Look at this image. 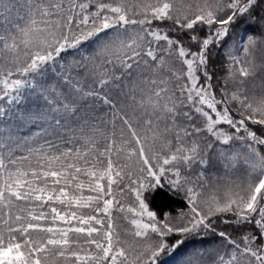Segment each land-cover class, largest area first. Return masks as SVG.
<instances>
[{"label": "snow or ice", "instance_id": "6c2138e0", "mask_svg": "<svg viewBox=\"0 0 264 264\" xmlns=\"http://www.w3.org/2000/svg\"><path fill=\"white\" fill-rule=\"evenodd\" d=\"M262 5L39 0L38 19L22 36L11 43L0 38V101L16 103L51 70L57 84L39 87L49 106L42 115L52 117L54 130L75 124L87 138L80 147L71 140L25 143L21 152V141L0 133V264H157L169 247L166 237L201 230L226 244L213 264H264V86L258 97L244 91L264 75V41L249 37L239 49L243 59L229 52L223 82H214L209 55L230 26L245 17L255 22ZM158 21H170V30L155 26ZM97 41L86 58L57 67L70 49ZM137 73L149 74L147 101L117 88L116 81ZM236 141H243L242 153H235ZM205 153L228 168L233 156L242 158L249 178L223 194L209 189L202 173L193 179L185 171L197 160L206 165ZM165 184L186 200L189 211L179 214V223L158 217L146 202V191ZM119 219L131 227L122 228Z\"/></svg>", "mask_w": 264, "mask_h": 264}, {"label": "trees", "instance_id": "16d2710c", "mask_svg": "<svg viewBox=\"0 0 264 264\" xmlns=\"http://www.w3.org/2000/svg\"><path fill=\"white\" fill-rule=\"evenodd\" d=\"M39 7V0H0V38H4L9 43L13 38H19L22 36L21 29L28 26L32 19H38L36 9ZM256 21L248 20L246 17L237 21L234 25L230 26V30L227 36L220 40V42L211 47L210 57L211 64L210 70L215 73L214 82H223L225 70L229 65V55L227 53L226 46L230 39H235L239 43H244L249 37H253L255 40H260L264 34V21H260L261 17H264V5L257 9ZM165 31L170 30L171 22H156V25ZM201 37L204 36V32L198 33ZM111 35V33H109ZM173 37H180L183 40L185 46L195 49L197 45L192 44V41L188 39L187 35L180 31H172ZM104 39V37H102ZM113 39V37H109ZM103 42V41H102ZM97 42H90L77 50H69L63 55V60L59 61L57 67L60 64L71 65L75 61H79L81 58H86L90 55L96 47ZM119 75V72H117ZM149 74L137 73L131 77H124L122 80L116 81L117 88L123 89L125 92H135L137 99L141 96L145 97L147 101L148 92L146 91L150 85L147 84ZM151 78H156L155 74ZM39 81V84L36 82ZM33 84H36V88L28 87L23 91L20 100L16 103H11L10 100L5 99L0 101V111L5 114L0 116V133L4 134L5 139H11L13 141L19 140L21 144L19 149L21 152L25 151V143L27 145L38 146L45 143V139L54 140L60 143L63 140H71L76 143V147H80L86 141V137L81 135L84 131L72 124L69 127L62 129H55L51 124L52 117L49 115L44 118L42 114L49 112V106L45 105L44 101L39 97V87L43 85L45 88L55 86L57 84V78L51 70H48L45 75L37 76L33 80ZM62 87V85H61ZM118 90L114 89L115 95ZM53 106L57 105V97L52 96ZM231 106V105H230ZM99 107V106H98ZM103 111V109H101ZM40 114V118H38ZM164 120H161V129H163ZM227 128V125H223ZM259 129V126H253ZM11 133L9 137L7 134ZM73 144H68L67 147H72ZM159 148V143H157ZM35 163V161H33ZM87 180V178H84ZM87 194V192H85ZM146 202L151 206V210L157 212L158 217H163L167 214L168 217L177 216L180 212L188 211L186 206V200L183 193H175L169 189L167 184L164 187L155 189L153 191H146L144 193ZM128 199L134 200L135 194H131ZM117 223L123 227H131L127 221L119 219ZM219 229H225L223 224L218 225ZM230 235L235 239H240V235L233 231L232 227L226 229ZM166 243L169 245L157 258V264H172L173 258L177 256H184L185 252L193 245H203L206 248L213 246L220 250L225 248L224 241L215 236L211 232L199 231L194 233L177 234L173 233L166 237ZM222 244V245H221ZM179 258V257H178Z\"/></svg>", "mask_w": 264, "mask_h": 264}, {"label": "rangeland", "instance_id": "374dc122", "mask_svg": "<svg viewBox=\"0 0 264 264\" xmlns=\"http://www.w3.org/2000/svg\"><path fill=\"white\" fill-rule=\"evenodd\" d=\"M134 27L135 26H129L130 31ZM261 41H264V34L261 39L257 41V43ZM247 42L248 40L241 45V43H239L237 40L233 38L230 39L228 45L226 46L227 53H233L236 59H243V54L240 53L239 49L246 47ZM236 84H239V81H236ZM262 86H264V75L258 73L255 82H249L246 84L244 86V91H247L252 96L258 97L262 94ZM242 145L243 141L235 142V153L243 152L244 149ZM205 158L208 160L206 165L199 163L197 160L194 161L189 168L185 169V171L190 174L193 179L202 173V178L207 182L206 187L209 189L218 190L220 194H223V191L226 188L234 187L238 189V186L243 184L249 178L250 168L247 164L243 163L242 158L237 159L235 156H233L234 163L233 167L231 168L223 166L220 161L217 160L211 153H205ZM179 214L177 216L168 218L172 220L173 223H179ZM223 245L226 244L223 243ZM216 252L217 249L213 246H208L206 248L200 244L193 245L185 252L184 256H177L173 258L174 261L172 264H189L191 260L196 258L201 260V264H213V257L215 256Z\"/></svg>", "mask_w": 264, "mask_h": 264}]
</instances>
